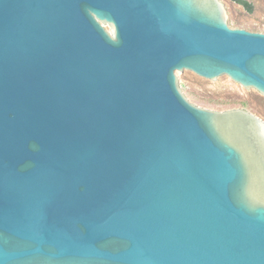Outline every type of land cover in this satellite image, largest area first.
Masks as SVG:
<instances>
[{
    "label": "water",
    "instance_id": "water-1",
    "mask_svg": "<svg viewBox=\"0 0 264 264\" xmlns=\"http://www.w3.org/2000/svg\"><path fill=\"white\" fill-rule=\"evenodd\" d=\"M184 69L264 96V32L231 0H0V264H264V122Z\"/></svg>",
    "mask_w": 264,
    "mask_h": 264
},
{
    "label": "rangeland",
    "instance_id": "rangeland-1",
    "mask_svg": "<svg viewBox=\"0 0 264 264\" xmlns=\"http://www.w3.org/2000/svg\"><path fill=\"white\" fill-rule=\"evenodd\" d=\"M252 6L247 12L233 2L234 24L264 32V0H246ZM109 32L107 24H101ZM177 86L189 103L212 111L241 109L264 122V96L254 88L245 89L226 75L213 80L189 70L175 71Z\"/></svg>",
    "mask_w": 264,
    "mask_h": 264
},
{
    "label": "trees",
    "instance_id": "trees-1",
    "mask_svg": "<svg viewBox=\"0 0 264 264\" xmlns=\"http://www.w3.org/2000/svg\"><path fill=\"white\" fill-rule=\"evenodd\" d=\"M235 2L236 4L242 6L247 12H252V6L246 1V0H231Z\"/></svg>",
    "mask_w": 264,
    "mask_h": 264
}]
</instances>
